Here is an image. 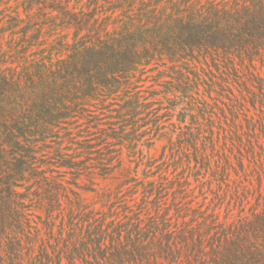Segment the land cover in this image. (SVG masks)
I'll return each instance as SVG.
<instances>
[{
	"label": "trees",
	"instance_id": "trees-1",
	"mask_svg": "<svg viewBox=\"0 0 264 264\" xmlns=\"http://www.w3.org/2000/svg\"><path fill=\"white\" fill-rule=\"evenodd\" d=\"M82 1L0 0V264H264V0ZM244 64L261 113L238 146L256 172L249 211L143 200L121 215L69 199L110 173L100 142L144 120V74L162 69L182 103Z\"/></svg>",
	"mask_w": 264,
	"mask_h": 264
},
{
	"label": "rangeland",
	"instance_id": "rangeland-1",
	"mask_svg": "<svg viewBox=\"0 0 264 264\" xmlns=\"http://www.w3.org/2000/svg\"><path fill=\"white\" fill-rule=\"evenodd\" d=\"M237 67L240 77L231 75L228 88L222 89L219 73L214 78L206 76L199 94L195 91V98L182 103L169 100L164 93L170 78L162 69L144 74L137 89L151 105L143 109L144 120L135 130L130 126L126 129L132 133L129 138L124 133L100 142L97 149L110 173L101 176L97 170L91 176L84 175L69 189V199L121 215L136 211L143 200H148L143 206L149 208H153V200H159L162 207L170 206L173 200H195V206L204 201L212 206L221 203L222 214L231 210L232 218L240 212L241 204L249 211L257 200L256 172L247 159L245 169L240 170L238 146H248L249 121L253 117L257 120L261 113L258 105L251 104L252 88L243 85L244 81L251 85L249 68L246 64ZM257 67L264 78V66L257 63ZM114 102V107H119L120 99ZM110 114L107 111L104 116ZM236 134H240L242 144ZM253 142L259 151L261 140L253 138Z\"/></svg>",
	"mask_w": 264,
	"mask_h": 264
}]
</instances>
